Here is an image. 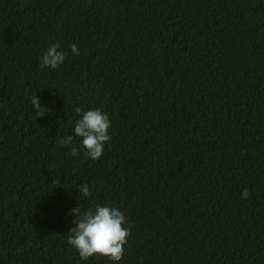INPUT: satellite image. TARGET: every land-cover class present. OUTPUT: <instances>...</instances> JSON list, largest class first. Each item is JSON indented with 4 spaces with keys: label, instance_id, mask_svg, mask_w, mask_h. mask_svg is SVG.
<instances>
[{
    "label": "trees",
    "instance_id": "obj_1",
    "mask_svg": "<svg viewBox=\"0 0 264 264\" xmlns=\"http://www.w3.org/2000/svg\"><path fill=\"white\" fill-rule=\"evenodd\" d=\"M96 205L131 225L119 262L67 242ZM0 264H264V0H0Z\"/></svg>",
    "mask_w": 264,
    "mask_h": 264
},
{
    "label": "clouds",
    "instance_id": "obj_2",
    "mask_svg": "<svg viewBox=\"0 0 264 264\" xmlns=\"http://www.w3.org/2000/svg\"><path fill=\"white\" fill-rule=\"evenodd\" d=\"M70 48L73 55L80 54L76 44L70 45ZM65 56L66 53L60 50L59 45L49 43L41 54L40 67L55 69L64 62ZM30 103L35 108L36 117L45 115L47 109L41 105L37 95L31 98ZM76 112L80 113L81 109L76 108ZM110 126L109 117L101 109L92 108L84 111L82 117L75 121L73 129L75 136L82 138L81 145L79 149L73 146L71 154L77 156L82 149L87 157L99 159L105 143L110 140ZM73 139V135H67L59 143L68 145ZM78 193L80 197L91 195L87 184L82 185ZM249 197L250 192L244 189L241 198ZM71 215L75 217L72 221L75 227L66 235L67 242L77 251L81 260H87L94 255L106 257L113 262L122 259L131 225L125 226L126 217L121 210L109 205H96L88 210H83L79 206L72 209Z\"/></svg>",
    "mask_w": 264,
    "mask_h": 264
}]
</instances>
